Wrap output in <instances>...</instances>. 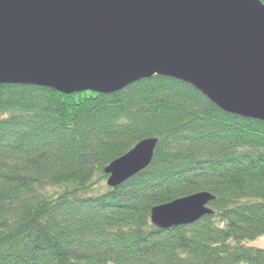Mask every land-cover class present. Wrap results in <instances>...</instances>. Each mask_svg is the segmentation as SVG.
Wrapping results in <instances>:
<instances>
[{"label":"trees","instance_id":"1","mask_svg":"<svg viewBox=\"0 0 264 264\" xmlns=\"http://www.w3.org/2000/svg\"><path fill=\"white\" fill-rule=\"evenodd\" d=\"M145 139L149 166L109 188L104 169ZM200 192L212 215L151 224ZM263 237L264 122L164 76L110 94L0 84V264H264Z\"/></svg>","mask_w":264,"mask_h":264},{"label":"water","instance_id":"2","mask_svg":"<svg viewBox=\"0 0 264 264\" xmlns=\"http://www.w3.org/2000/svg\"><path fill=\"white\" fill-rule=\"evenodd\" d=\"M152 76L190 84L219 109L264 122L259 0H0V84L110 94ZM145 139L105 169L115 188L145 170ZM206 192L155 206L158 230L212 215Z\"/></svg>","mask_w":264,"mask_h":264},{"label":"rangeland","instance_id":"3","mask_svg":"<svg viewBox=\"0 0 264 264\" xmlns=\"http://www.w3.org/2000/svg\"><path fill=\"white\" fill-rule=\"evenodd\" d=\"M253 247H258L260 249H264V237L258 239L257 241L253 242L251 244Z\"/></svg>","mask_w":264,"mask_h":264}]
</instances>
